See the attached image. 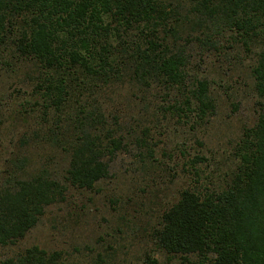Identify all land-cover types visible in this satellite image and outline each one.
<instances>
[{
	"label": "trees",
	"instance_id": "16d2710c",
	"mask_svg": "<svg viewBox=\"0 0 264 264\" xmlns=\"http://www.w3.org/2000/svg\"><path fill=\"white\" fill-rule=\"evenodd\" d=\"M202 60L211 63L210 76ZM241 60L255 122L225 150L226 171L211 154L187 160L185 173L200 185L157 202L141 264H264V0H0V74L32 65L36 95L60 118L64 179L77 192L108 179L120 152L148 148L145 134L129 140L116 118L109 122L93 95L128 83L144 107L154 100L161 115L203 126L219 103L210 87L227 99L241 95L237 79L219 76L225 61L237 69ZM202 164L214 166L209 177ZM7 178L0 171V248L21 240L68 189L44 173ZM0 264L67 263L60 251L33 245ZM90 264L109 263L98 255Z\"/></svg>",
	"mask_w": 264,
	"mask_h": 264
},
{
	"label": "rangeland",
	"instance_id": "374dc122",
	"mask_svg": "<svg viewBox=\"0 0 264 264\" xmlns=\"http://www.w3.org/2000/svg\"><path fill=\"white\" fill-rule=\"evenodd\" d=\"M240 64L234 69L225 61L219 76L224 81L237 79L241 95L227 99L218 87H210L219 103L213 119L203 126L191 125L170 113L161 115L154 111L155 101L151 99L154 107H144L141 93L128 83L111 88L106 94L99 91L93 95L92 104L103 99L102 108L109 122L116 118L129 140L145 134L148 148L134 149L130 145L109 164L108 179L91 191L79 192L65 182L69 154L60 143L62 131L56 128L60 118L52 109H46V103L36 95L32 65L17 64L1 73L0 171L7 180V176L29 179L44 173L68 189L65 201L48 207L21 240L0 248V258L36 245L47 252L60 251L67 264H90L98 255L109 264H141L144 253L149 251L150 228L159 209L157 202L182 188L200 185L201 178L185 173L187 160L197 153L207 158L211 154L217 168L226 171L225 150H231L241 130L255 122V105L249 97L244 99L240 79L246 75L248 62ZM210 66L202 60L199 68L210 76ZM232 103L237 105V111ZM54 131L59 135L53 137ZM200 169L209 177L214 166L202 164ZM171 176L175 177L174 183L170 182Z\"/></svg>",
	"mask_w": 264,
	"mask_h": 264
}]
</instances>
